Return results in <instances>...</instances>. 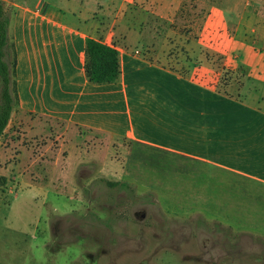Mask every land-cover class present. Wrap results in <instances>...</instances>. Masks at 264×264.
<instances>
[{"label":"rangeland","instance_id":"374dc122","mask_svg":"<svg viewBox=\"0 0 264 264\" xmlns=\"http://www.w3.org/2000/svg\"><path fill=\"white\" fill-rule=\"evenodd\" d=\"M212 2L184 0L174 15L126 1L114 31L104 20L101 39L120 59L128 52L223 91L247 76L231 49L245 41L255 49L249 62L262 56L264 7L244 37L220 38L208 22ZM143 89L135 88V115L154 129L147 135L84 134L73 148L57 131L9 126L0 139L9 152L0 159V264H264V182L176 150L173 126L159 131L163 107Z\"/></svg>","mask_w":264,"mask_h":264},{"label":"crops","instance_id":"0c3cea01","mask_svg":"<svg viewBox=\"0 0 264 264\" xmlns=\"http://www.w3.org/2000/svg\"><path fill=\"white\" fill-rule=\"evenodd\" d=\"M126 1L130 0H7L13 10L8 60L13 52L18 96L7 129L14 123L43 137L57 131L66 135L73 148L84 134L119 139L147 135L154 129L135 115L141 104L135 98L140 94L135 88L143 85L152 98L149 102L163 107V113L157 115L160 133L173 126L176 150L189 151L200 161L264 182V51L249 62L255 49L248 42L231 49L230 53L241 57L236 68L246 69L247 76L223 91L214 88L210 78L185 77L163 64L142 62L128 52L121 56V75L116 82L94 84L85 71L87 40L111 46L108 39H101L108 28L104 20L112 23L111 29L120 23L118 7ZM143 1L159 8L173 7L176 15L184 0ZM212 1L208 22L211 33L220 34V38L232 32L244 37L248 23L260 16L258 9L264 7V0ZM134 32L128 26V43L135 41ZM219 49L221 54L227 53L223 46ZM144 71L154 77H145ZM168 118H173L174 124ZM7 150L0 148V159L8 158Z\"/></svg>","mask_w":264,"mask_h":264},{"label":"trees","instance_id":"16d2710c","mask_svg":"<svg viewBox=\"0 0 264 264\" xmlns=\"http://www.w3.org/2000/svg\"><path fill=\"white\" fill-rule=\"evenodd\" d=\"M11 7L7 0H0V139L5 133L17 104V88L13 80L15 62L8 60V29ZM85 71L90 82L107 85L121 75L119 52L107 44L87 40Z\"/></svg>","mask_w":264,"mask_h":264}]
</instances>
